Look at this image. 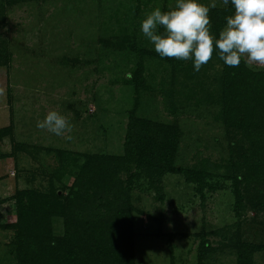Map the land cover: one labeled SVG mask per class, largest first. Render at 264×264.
Returning <instances> with one entry per match:
<instances>
[{"label": "rangeland", "instance_id": "rangeland-1", "mask_svg": "<svg viewBox=\"0 0 264 264\" xmlns=\"http://www.w3.org/2000/svg\"><path fill=\"white\" fill-rule=\"evenodd\" d=\"M175 3L0 0V127L10 125L24 147L12 150L10 136L0 142V223L16 220L17 190L46 193L53 187L68 204L89 155L123 153L134 115L177 125L176 164L199 165L207 158L217 165L209 168V182L219 183L214 191L205 189L202 200L181 174L163 175L158 191L144 174L132 175L137 171L131 166L117 171L122 182L116 188L129 199L138 264H236L239 241L259 245L253 264H264V184L245 190L236 214L231 182L224 178L229 135L216 117L221 62L213 54L197 72L191 60L166 61L141 32L146 14ZM53 110L74 126L65 134L72 140L36 127ZM64 218H51L55 235L63 234ZM11 235L0 234V262L6 257L2 240Z\"/></svg>", "mask_w": 264, "mask_h": 264}, {"label": "trees", "instance_id": "trees-1", "mask_svg": "<svg viewBox=\"0 0 264 264\" xmlns=\"http://www.w3.org/2000/svg\"><path fill=\"white\" fill-rule=\"evenodd\" d=\"M233 12L231 0L227 6L211 9V33L216 38L226 25V17ZM214 55L218 58L216 52ZM162 59L172 62L169 58ZM219 61L222 74L216 93L219 106L216 117L229 135L224 178L231 182L238 214L245 190L264 184V70H251L243 61L235 68ZM181 63L180 60L177 65ZM11 128L0 127V142L10 136L12 150L24 148L15 142ZM180 137L181 130L175 124L132 115L125 128L123 153L89 155L83 175L79 174L72 184L75 192L68 204L63 205L62 194L53 187L46 193L17 190L12 197L16 220L0 223V234L7 231L12 234L9 240H2L6 257L0 264H138L134 232L128 223L131 215L125 207L129 199L123 198L118 192L120 188H116L122 182L116 177L117 171H128L131 166L137 171L132 175L144 174L150 186L158 191L163 175L181 174L187 183L195 185L202 200L205 189L214 191L219 186L218 182H209L208 178L214 176L209 168L217 165L207 158L199 165L176 164ZM58 154L65 156L63 151ZM59 215L65 217L64 232L55 235L51 218ZM75 215H81L79 222L73 221ZM207 245V241L202 243L203 248ZM259 248L239 241L236 264H253V254Z\"/></svg>", "mask_w": 264, "mask_h": 264}, {"label": "clouds", "instance_id": "clouds-1", "mask_svg": "<svg viewBox=\"0 0 264 264\" xmlns=\"http://www.w3.org/2000/svg\"><path fill=\"white\" fill-rule=\"evenodd\" d=\"M222 4L227 6L229 0ZM231 5L234 12L226 17L218 38L211 33L209 15L217 7L216 0L207 6L200 0H176L168 11L157 7L142 20L141 32L161 58L191 60L197 72L214 52L228 67H239L243 61L251 70L264 68V0H231ZM36 127L65 137L74 126L53 110L37 121ZM65 138L73 139L71 135Z\"/></svg>", "mask_w": 264, "mask_h": 264}]
</instances>
